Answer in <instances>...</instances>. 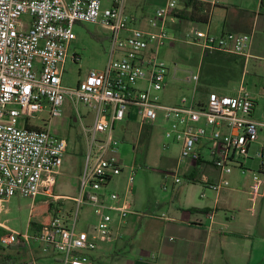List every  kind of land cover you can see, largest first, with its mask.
<instances>
[{
  "label": "built area",
  "instance_id": "2783aa9c",
  "mask_svg": "<svg viewBox=\"0 0 264 264\" xmlns=\"http://www.w3.org/2000/svg\"><path fill=\"white\" fill-rule=\"evenodd\" d=\"M181 1L165 0L144 16L130 13L128 0H0V212L14 197L33 201L44 197L56 205L63 202L33 237L8 230L0 238L2 247L35 243L44 255L55 257L53 264H88L100 244L121 241L120 227L133 211L136 169L131 168L124 193L111 190L124 173L116 124L131 119L137 120L140 132L159 122L165 126L163 148L169 150L171 144L179 148L175 167L163 173L164 191L182 185L192 171L211 167L218 178L212 181L202 176L201 198H206L207 190L219 194L231 188L230 176L235 171L252 173V202L264 197L262 148L252 156L259 172L245 167L264 123L252 117L255 101L244 82L232 95L202 94L199 66L196 72L187 71L183 81L193 85L191 97L183 96L170 105L161 102L159 94L167 89L170 78L161 51L168 42L179 41L167 25L180 17L185 7ZM81 24L107 32L109 60L103 70L89 72L75 88H69L63 86V75L70 45L76 40L74 27ZM182 38L200 49L202 57L217 51L245 59L252 39L249 34L234 33L217 37L195 28L185 31ZM78 60L74 54L72 62ZM178 72L173 71L172 81H177ZM67 104L76 112L85 146L77 198L54 195L69 139L52 133L50 126L30 125L44 114L50 123L62 118ZM65 201L74 204L72 212H66ZM85 206L94 221L81 229L80 211ZM216 213L213 209L205 217L213 222Z\"/></svg>",
  "mask_w": 264,
  "mask_h": 264
},
{
  "label": "crops",
  "instance_id": "0c3cea01",
  "mask_svg": "<svg viewBox=\"0 0 264 264\" xmlns=\"http://www.w3.org/2000/svg\"><path fill=\"white\" fill-rule=\"evenodd\" d=\"M186 1L183 0V10ZM196 1L212 4L211 0ZM215 1L217 4L211 5L208 23L189 22L178 17L168 22V30L172 36L190 28L209 31L217 37L227 33L251 35L241 82L249 81L248 90L255 101L253 119L264 123V114L259 111V100H264V0ZM198 51L199 67L202 56L200 49ZM257 146L264 151V128H261ZM192 172L183 184H202L203 175L212 181L218 178L211 167ZM261 178L264 180L263 175ZM232 181L240 189L229 188L219 194L207 190L206 198H201L203 186L199 199L189 195L187 190L182 207L168 206L167 213L151 209L141 213L132 196L133 211L120 227L124 238L115 245L100 244L90 254L88 264H107L108 260L114 264H264V197L256 202L250 200L252 176H247L245 183L239 178ZM112 185L111 190L117 191ZM213 209L217 210L216 217L209 222L205 215ZM93 221L91 213L87 224ZM0 227L8 231L5 225ZM33 250L34 247L22 262L53 264V255L40 256Z\"/></svg>",
  "mask_w": 264,
  "mask_h": 264
},
{
  "label": "rangeland",
  "instance_id": "374dc122",
  "mask_svg": "<svg viewBox=\"0 0 264 264\" xmlns=\"http://www.w3.org/2000/svg\"><path fill=\"white\" fill-rule=\"evenodd\" d=\"M162 3H165V0H128V10L130 13L139 12L144 16H149L157 6L163 5ZM180 5L183 6V0ZM74 32L76 40L70 45L69 57L65 65V74L62 81L63 86L69 88H75L77 83L84 80L89 72L103 70L109 60L108 34L104 29L95 25L81 24L74 27ZM174 37L179 38V41L168 42L161 51V60L169 68L170 78L168 79L169 85L167 89L160 93L159 96L161 102L167 105L177 103L183 96L191 97L193 95V85L185 84L183 81L187 77L186 72H196L199 65L198 48L183 42L182 34ZM74 54L79 56L76 64L72 62ZM175 69H179L177 81H172L171 75ZM244 84L248 90L249 81L247 80ZM239 85L240 83L225 89L212 91L232 95ZM79 111L82 115H86L83 107H80ZM259 111L264 114V100H259ZM76 116V112L71 108V105L67 104L62 118L52 120L50 123L49 115L44 114L30 122V125L34 127L50 126L52 133L69 139L70 147L64 158L63 166L56 176L54 195L73 198L79 196L85 156L81 124L75 121ZM88 123L89 121L86 120L85 125ZM19 126H22V124H19ZM122 126L125 127L124 130H120ZM147 128L150 130V138L147 147L144 149L141 143V136L144 131H139L136 119L116 124L117 136L120 139L118 154L123 162L125 174L118 178L117 182L119 184L115 183V186L113 184L112 188L124 193L130 170L134 167L136 171L134 174L133 198L136 199L141 213H147L149 209L167 213L168 206L173 209L182 207L187 190L189 195L199 199L202 184H183L175 187L174 190H163V173L175 167L179 157V148L174 144L170 145L169 150L163 148V144L166 143L164 139L165 126L159 122L153 127H146L145 129ZM257 147V145L252 147L251 159L245 163L247 169L250 170L251 168L256 173H258V161H253L254 158L252 156ZM249 173L239 176L240 173L235 171L230 176L231 188L240 189L237 188L236 182L233 183L232 180L239 178L241 182L245 183L247 176H252L248 175ZM72 204L70 201L64 202L66 212H72L74 208ZM47 208L48 200L44 197H39L34 201L22 197H14L5 202L3 210L0 212V223L5 225L10 232H15L20 236L28 235L33 237L35 230L31 228V222L35 224L41 222L49 223L52 219L51 216L48 217L47 215ZM89 216L91 219V209L88 206L83 207L80 211L81 229H84L87 222L90 221ZM8 233L5 235H8ZM33 247L40 256L43 255L40 246L35 243L25 248H22L21 243L9 248L1 247L0 245V264L28 263V261L22 262V258L24 256L28 257L31 253L29 250H32ZM7 259L10 260L8 261ZM106 263L114 264L112 260H108Z\"/></svg>",
  "mask_w": 264,
  "mask_h": 264
},
{
  "label": "trees",
  "instance_id": "16d2710c",
  "mask_svg": "<svg viewBox=\"0 0 264 264\" xmlns=\"http://www.w3.org/2000/svg\"><path fill=\"white\" fill-rule=\"evenodd\" d=\"M186 9L180 12V18L189 22L208 23L211 4L202 3L196 0H187ZM246 59L241 56L227 54L223 52L206 53L201 59L199 91L202 94L214 92L212 90L225 89L239 84L242 80ZM227 92V91H226ZM142 147L145 149L150 138V130L147 128L142 134ZM63 206V202L56 205L52 201L48 202V217L56 215L58 207ZM48 223L35 224L30 226L35 232L46 226ZM8 231L0 227V238ZM22 248L26 247L25 242H21ZM2 247V246H1ZM12 247V246H11ZM8 261L10 259H7ZM32 264V263H26Z\"/></svg>",
  "mask_w": 264,
  "mask_h": 264
}]
</instances>
